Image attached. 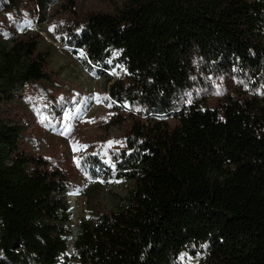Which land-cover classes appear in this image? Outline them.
I'll list each match as a JSON object with an SVG mask.
<instances>
[{
	"label": "trees",
	"instance_id": "obj_1",
	"mask_svg": "<svg viewBox=\"0 0 264 264\" xmlns=\"http://www.w3.org/2000/svg\"><path fill=\"white\" fill-rule=\"evenodd\" d=\"M121 1L64 44L90 71L125 70L107 95L135 110L114 159L133 188L72 242L66 173L24 153L20 127L0 118V264H174L188 251L199 264H264V0ZM39 37L0 43V100L48 79ZM228 76L234 91L199 100L204 78Z\"/></svg>",
	"mask_w": 264,
	"mask_h": 264
},
{
	"label": "rangeland",
	"instance_id": "obj_2",
	"mask_svg": "<svg viewBox=\"0 0 264 264\" xmlns=\"http://www.w3.org/2000/svg\"><path fill=\"white\" fill-rule=\"evenodd\" d=\"M123 5L121 0H75L71 11L59 4L38 11L30 0H0V43L10 45L38 34L39 52L49 54L48 79L17 86L12 97H3L0 118L20 127L18 144L24 153L41 156L51 169L66 173L71 227L99 212L118 210L133 188L132 182L116 177L112 165L129 125L128 114L135 110L115 108L107 95L125 70L90 71L80 52L75 54L64 44L76 22L87 14L115 13ZM204 80L198 98L209 105L238 87L233 76ZM108 141L118 143L109 147ZM192 254L183 253L174 264H199Z\"/></svg>",
	"mask_w": 264,
	"mask_h": 264
},
{
	"label": "water",
	"instance_id": "obj_3",
	"mask_svg": "<svg viewBox=\"0 0 264 264\" xmlns=\"http://www.w3.org/2000/svg\"><path fill=\"white\" fill-rule=\"evenodd\" d=\"M68 212L71 214L70 207H69ZM78 231H79V224H78V227H71V241L72 242L76 240ZM68 251H69L68 253L71 255L73 253V247L70 246Z\"/></svg>",
	"mask_w": 264,
	"mask_h": 264
},
{
	"label": "snow or ice",
	"instance_id": "obj_4",
	"mask_svg": "<svg viewBox=\"0 0 264 264\" xmlns=\"http://www.w3.org/2000/svg\"><path fill=\"white\" fill-rule=\"evenodd\" d=\"M28 23H29V25L31 24L30 21H29ZM80 55H81V56H85V53H83V51H81ZM218 94H219V93H218ZM107 143H108V146L110 147L113 143H118V142H117V141H108ZM84 147H86V146H84ZM107 162H108L110 165L112 164V162H111L110 159H109ZM112 166L114 167V165H112ZM184 255H186V254H184Z\"/></svg>",
	"mask_w": 264,
	"mask_h": 264
},
{
	"label": "built area",
	"instance_id": "obj_5",
	"mask_svg": "<svg viewBox=\"0 0 264 264\" xmlns=\"http://www.w3.org/2000/svg\"><path fill=\"white\" fill-rule=\"evenodd\" d=\"M124 107H125V110H128L129 109V107L127 105H125Z\"/></svg>",
	"mask_w": 264,
	"mask_h": 264
},
{
	"label": "bare ground",
	"instance_id": "obj_6",
	"mask_svg": "<svg viewBox=\"0 0 264 264\" xmlns=\"http://www.w3.org/2000/svg\"><path fill=\"white\" fill-rule=\"evenodd\" d=\"M74 227H78L77 223L74 225Z\"/></svg>",
	"mask_w": 264,
	"mask_h": 264
}]
</instances>
